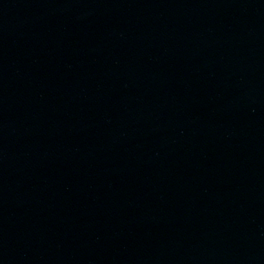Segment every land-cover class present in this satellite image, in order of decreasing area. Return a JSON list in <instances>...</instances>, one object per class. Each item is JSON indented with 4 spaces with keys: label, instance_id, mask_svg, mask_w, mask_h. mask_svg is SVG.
Listing matches in <instances>:
<instances>
[{
    "label": "water",
    "instance_id": "1",
    "mask_svg": "<svg viewBox=\"0 0 264 264\" xmlns=\"http://www.w3.org/2000/svg\"><path fill=\"white\" fill-rule=\"evenodd\" d=\"M0 264H264V0H0Z\"/></svg>",
    "mask_w": 264,
    "mask_h": 264
}]
</instances>
